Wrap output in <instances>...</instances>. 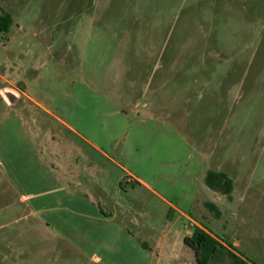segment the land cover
<instances>
[{"label":"rangeland","instance_id":"obj_1","mask_svg":"<svg viewBox=\"0 0 264 264\" xmlns=\"http://www.w3.org/2000/svg\"><path fill=\"white\" fill-rule=\"evenodd\" d=\"M4 11L0 264H197L183 241L195 225L264 264V0H0ZM46 130L62 158L86 160L101 209L33 164ZM209 169L231 177V198L205 184ZM92 207L106 219L70 212Z\"/></svg>","mask_w":264,"mask_h":264},{"label":"crops","instance_id":"obj_2","mask_svg":"<svg viewBox=\"0 0 264 264\" xmlns=\"http://www.w3.org/2000/svg\"><path fill=\"white\" fill-rule=\"evenodd\" d=\"M25 93V92H24ZM27 95V94H26ZM29 98V96L27 95ZM50 114V111H48ZM58 120H60L63 123H66L65 120L61 119L60 117L56 116ZM67 124V123H66ZM71 130H75L73 127H71L69 124H67ZM34 135V134H33ZM37 136V134H35ZM43 135L45 136L46 141H48V145H45V149L48 150V153L46 156L43 155L42 151L37 148L35 151V160L33 161L34 165H37L38 167L42 168L44 171V174L48 177V181L55 185L58 191L62 190L61 183L64 184V188L67 190V192L70 194L72 198H76L79 200L82 199V195H85L88 200L92 202V204L100 207V200H97L96 197L100 199V195L98 193V190L100 188V185L97 182L93 181H83L80 178L81 176L90 175L94 176L93 172L88 171V164L86 163V160H78L73 157L69 158H62L58 152H61V148L58 147V144L54 142V135L50 133L48 130H46ZM93 146V145H92ZM94 147V146H93ZM95 150H98L102 154L103 151L99 147H94ZM87 157V155H84ZM93 193V194H92ZM23 197L31 196L30 194L22 195ZM94 209L92 215L88 214V211H82V210H76V208H70L71 213H80L79 215L82 218L87 219L88 221L93 220H105L95 207H92L89 209ZM111 215V214H110ZM161 243L159 240H157L154 243V250H157L160 247Z\"/></svg>","mask_w":264,"mask_h":264},{"label":"trees","instance_id":"obj_3","mask_svg":"<svg viewBox=\"0 0 264 264\" xmlns=\"http://www.w3.org/2000/svg\"><path fill=\"white\" fill-rule=\"evenodd\" d=\"M12 23V16L8 12L0 13V31H6ZM205 184L212 190L225 194L231 198L233 181L224 171L209 169L204 176ZM205 205L219 213L216 205L205 202ZM184 243L194 251L197 264H212L220 262L223 264H252L240 253L234 251L233 245L226 246L218 237L209 232L201 225H195L189 234L183 238Z\"/></svg>","mask_w":264,"mask_h":264}]
</instances>
